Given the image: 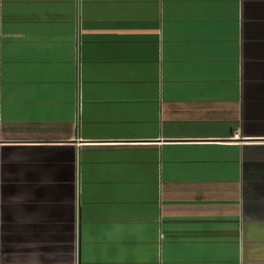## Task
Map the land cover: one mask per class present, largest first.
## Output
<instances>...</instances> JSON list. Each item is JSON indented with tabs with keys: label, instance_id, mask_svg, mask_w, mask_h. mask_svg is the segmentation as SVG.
<instances>
[{
	"label": "crops",
	"instance_id": "obj_1",
	"mask_svg": "<svg viewBox=\"0 0 264 264\" xmlns=\"http://www.w3.org/2000/svg\"><path fill=\"white\" fill-rule=\"evenodd\" d=\"M0 0V264H264V0Z\"/></svg>",
	"mask_w": 264,
	"mask_h": 264
},
{
	"label": "built area",
	"instance_id": "obj_2",
	"mask_svg": "<svg viewBox=\"0 0 264 264\" xmlns=\"http://www.w3.org/2000/svg\"><path fill=\"white\" fill-rule=\"evenodd\" d=\"M78 6V14L76 18V75H77V113H76V121L75 126L77 128L80 126L81 123V69H82V62H81V48H82V19L80 15V8H81V1L77 0Z\"/></svg>",
	"mask_w": 264,
	"mask_h": 264
}]
</instances>
